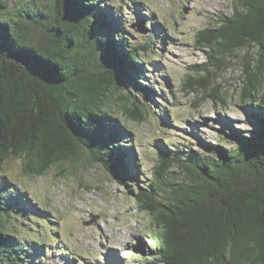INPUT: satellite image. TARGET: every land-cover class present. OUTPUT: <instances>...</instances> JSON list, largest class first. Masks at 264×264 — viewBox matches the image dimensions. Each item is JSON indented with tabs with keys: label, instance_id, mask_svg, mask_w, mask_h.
Here are the masks:
<instances>
[{
	"label": "trees",
	"instance_id": "1",
	"mask_svg": "<svg viewBox=\"0 0 264 264\" xmlns=\"http://www.w3.org/2000/svg\"><path fill=\"white\" fill-rule=\"evenodd\" d=\"M232 2V14L196 32L207 60L185 83L206 91L214 67L246 49L240 97L251 128L228 124L229 148L199 138L208 153L159 141L140 182L121 116L150 113L138 94L155 95L143 82L144 59L159 31L136 44L103 0H0V264H36L44 252V234L22 237L31 214L3 173L12 158L29 176L88 159L132 181L137 207L157 229L136 264H264V0ZM209 97L224 102L215 90Z\"/></svg>",
	"mask_w": 264,
	"mask_h": 264
},
{
	"label": "rangeland",
	"instance_id": "2",
	"mask_svg": "<svg viewBox=\"0 0 264 264\" xmlns=\"http://www.w3.org/2000/svg\"><path fill=\"white\" fill-rule=\"evenodd\" d=\"M232 1L103 0L120 12L126 32L136 44L147 41L152 30H163L156 34L149 59H144L147 73L143 82L151 84L155 95L149 99L138 94L140 101L150 104V113L142 121L121 116L140 182L153 171L159 141L167 148L186 146L208 153L197 142L199 138L229 148L235 143L227 138L228 124L251 128L240 97L246 49L226 55L214 67L206 91L185 83L192 66L207 60L205 50L195 42L196 32L213 27V19L220 14H232ZM214 90L224 102L209 97ZM162 115L166 123L160 121ZM85 160L81 166H54L40 176L23 173L21 158L6 161L4 175L29 200L24 207L31 215L22 219L27 228L22 237L45 235H40L44 252H37L41 255L36 264H136L150 252L157 232L150 216L137 207L136 185ZM32 214L40 216L32 218Z\"/></svg>",
	"mask_w": 264,
	"mask_h": 264
},
{
	"label": "water",
	"instance_id": "3",
	"mask_svg": "<svg viewBox=\"0 0 264 264\" xmlns=\"http://www.w3.org/2000/svg\"><path fill=\"white\" fill-rule=\"evenodd\" d=\"M88 160V159H87ZM91 164H96L95 162H92V161H90V160H88Z\"/></svg>",
	"mask_w": 264,
	"mask_h": 264
}]
</instances>
